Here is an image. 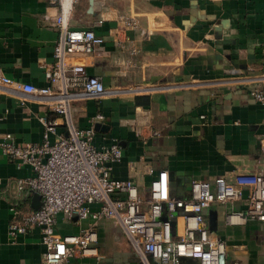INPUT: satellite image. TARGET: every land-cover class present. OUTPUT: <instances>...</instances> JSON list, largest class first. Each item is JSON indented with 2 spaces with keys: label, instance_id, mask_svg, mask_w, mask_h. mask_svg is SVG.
Wrapping results in <instances>:
<instances>
[{
  "label": "crops",
  "instance_id": "obj_1",
  "mask_svg": "<svg viewBox=\"0 0 264 264\" xmlns=\"http://www.w3.org/2000/svg\"><path fill=\"white\" fill-rule=\"evenodd\" d=\"M58 13L49 0H0L2 77L52 87L46 70L59 38ZM131 20L135 26L126 25ZM69 26L104 40L86 71L106 92L91 98L81 88L71 90L70 117L76 128L93 129L96 147L120 146L113 179L132 180L144 194L150 172L166 171L171 195L183 198L192 180H230L264 169V105L249 94L252 87L264 89V0H77ZM56 101L0 84V140L9 134L17 145L40 143L39 118L56 117L50 112ZM60 124L57 134L65 135ZM31 176L0 155V264H39L44 253L36 229L13 242L8 236L11 206H39L33 194L17 190L18 181ZM243 208L211 206L207 222L215 212L213 233L226 244L228 264H264L261 226L223 220V213ZM90 223L59 215L56 231L76 235ZM95 230L100 259L68 264H139L120 228L101 221Z\"/></svg>",
  "mask_w": 264,
  "mask_h": 264
},
{
  "label": "built area",
  "instance_id": "obj_2",
  "mask_svg": "<svg viewBox=\"0 0 264 264\" xmlns=\"http://www.w3.org/2000/svg\"><path fill=\"white\" fill-rule=\"evenodd\" d=\"M49 1L59 5L55 22L59 38L53 48V63L46 70L52 87L36 88L0 75L3 86L38 98H57L50 105L56 117L39 118L40 143L17 145L9 134L0 140V155L32 172L30 178L18 181L17 190L40 197L38 209L10 207L9 239L13 242L36 229L44 248L39 264H68L73 258L99 260L95 226L110 221L122 230L139 264H228L226 244L210 232L206 212L211 206L220 210L242 204V210L223 213V220L229 226L248 221L259 224L264 248V169L230 180L222 176L212 181L192 180L183 198L171 195L166 171L150 172L144 194L132 180L113 179L112 166L122 159L120 146L96 147L93 129L76 128L70 117V103L76 96L71 90L81 88L91 98L106 92L101 80L86 71L104 40L92 30L69 26L77 0ZM126 25L136 23L131 20ZM249 94L264 105L262 87H252ZM103 119L102 115L95 117L98 122ZM59 120L65 135L57 134ZM260 146L264 160V125ZM59 215L67 222L91 223L76 235L63 236L56 231Z\"/></svg>",
  "mask_w": 264,
  "mask_h": 264
},
{
  "label": "water",
  "instance_id": "obj_3",
  "mask_svg": "<svg viewBox=\"0 0 264 264\" xmlns=\"http://www.w3.org/2000/svg\"><path fill=\"white\" fill-rule=\"evenodd\" d=\"M34 199H39V206H40V197L37 194H33ZM39 206H35V209H38ZM216 213L215 212H210L209 214V230L210 232H215L216 231Z\"/></svg>",
  "mask_w": 264,
  "mask_h": 264
},
{
  "label": "rangeland",
  "instance_id": "obj_4",
  "mask_svg": "<svg viewBox=\"0 0 264 264\" xmlns=\"http://www.w3.org/2000/svg\"><path fill=\"white\" fill-rule=\"evenodd\" d=\"M230 258H232V259H233V256H230ZM232 259H231V260H232Z\"/></svg>",
  "mask_w": 264,
  "mask_h": 264
},
{
  "label": "bare ground",
  "instance_id": "obj_5",
  "mask_svg": "<svg viewBox=\"0 0 264 264\" xmlns=\"http://www.w3.org/2000/svg\"><path fill=\"white\" fill-rule=\"evenodd\" d=\"M68 6V5H67ZM68 8V7H67Z\"/></svg>",
  "mask_w": 264,
  "mask_h": 264
}]
</instances>
